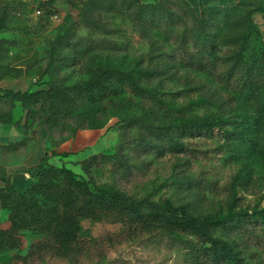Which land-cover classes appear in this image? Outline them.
Masks as SVG:
<instances>
[{
  "label": "trees",
  "instance_id": "obj_1",
  "mask_svg": "<svg viewBox=\"0 0 264 264\" xmlns=\"http://www.w3.org/2000/svg\"><path fill=\"white\" fill-rule=\"evenodd\" d=\"M8 2L9 0H0ZM10 4H16L12 2ZM250 2V1H249ZM247 0L232 7H208L195 11L186 0H155L143 3L142 0H89L82 4L79 22L93 32L107 29L98 19L97 13L125 12L135 25H154L159 29L174 26L177 6L200 12L194 32L195 65L209 71L233 94L227 98L198 83L194 91L200 95V103L210 112L206 117L195 116L187 120L182 117L168 125L157 124L162 116H172L177 110L166 102L156 89V82L169 75V64L153 62L152 66L124 72L108 66H98L90 71L86 81L68 85L63 81H52L41 89L27 91L0 88V122L14 123L22 129L26 137L23 141L0 148L2 151L20 150L32 138L29 131L42 123L54 139L75 137L78 132L99 128V117L111 105L126 107L130 102L125 96L150 104L151 109L141 117L123 123L126 131L138 129L136 148L151 152L159 158L168 154H181L189 151L184 140L189 137L213 133L224 134L228 141L243 148L240 159L249 160L264 147V48L249 50L248 38L236 39L241 46L217 56V27L213 17L218 13L240 10ZM257 7L247 14L249 28L258 30L253 15H264V4L251 0ZM7 28V19L0 16V33ZM48 63L46 73L69 66L70 59L63 55L72 47L68 32L48 40ZM221 61L226 68L213 71ZM20 106L24 117L15 121L14 111ZM245 107V108H244ZM230 115V116H228ZM182 116V115H181ZM120 148L115 155L95 154L80 162L83 176L69 167L56 166L46 156L31 175V182L23 189L13 185L0 188V209L9 212L11 227L0 229V256L10 252L21 253L22 235L29 231L44 236V240L32 245L24 258L43 259L47 255L77 262L86 247L81 245L84 231L83 221L93 223H121L130 228L154 231L160 228L186 232L195 236L199 243L192 246L196 252L197 264H241L236 245L217 237L232 238L245 223L252 220L247 213L231 212L224 218H209L202 212L207 201L206 192L200 182L182 175L178 185L186 189L192 202L176 207L171 203L158 204L148 198L135 199L128 186L140 179L128 157ZM53 156L68 158L70 153L54 151ZM110 164L113 167L114 184L98 185L95 171ZM6 183V180H3ZM253 178L242 174L234 178L231 189L251 185ZM236 197L230 200L235 207ZM264 213V210H263ZM249 220V221H248ZM264 222V221H263ZM18 260L22 256H15Z\"/></svg>",
  "mask_w": 264,
  "mask_h": 264
},
{
  "label": "rangeland",
  "instance_id": "obj_2",
  "mask_svg": "<svg viewBox=\"0 0 264 264\" xmlns=\"http://www.w3.org/2000/svg\"><path fill=\"white\" fill-rule=\"evenodd\" d=\"M86 1L89 0H16V4H10V0L0 1V16L7 19V28L0 33V73L30 82L31 89H41L52 81H63L68 85L86 81L90 71L98 66L124 72L140 70L152 66L151 57L156 56L158 59L153 62H166L170 67V74L156 82V89L177 110L176 114L162 116V120L156 122L165 126L180 117L187 120L195 116L206 117L210 113L200 103V94L194 91L198 83L227 98L233 96L220 80L197 67L193 60L197 55L193 29L200 12L177 6L174 26L159 29L154 25H135L132 17L124 11H102L96 15L107 31L93 32L79 22V11ZM254 7L256 4L250 1L240 10L218 13L213 17L217 27V56L221 58L239 48L241 44L236 39L242 36L248 38L249 50L264 48V23L256 24L257 32L248 25L247 14ZM63 32L69 33L72 42V47L63 52L70 59L69 66L46 73L48 40ZM215 68L212 70L219 72L226 66L218 61ZM124 101L131 105L108 107L98 118V129L80 131L75 137L62 139L49 135L48 150L52 159L49 162L56 166L65 165L83 176L82 158L100 153L115 155L123 145L124 154L140 176L128 186V192L137 200L148 198L158 204L171 203L176 207L192 202L189 192L178 185L177 178L185 175L199 181L207 197L202 207L205 216L224 218L233 211L252 217L231 239L223 237L220 232L217 237L236 245L241 264H264V147L244 161L240 159L243 148L215 130L185 139L189 151L159 158L136 148L135 141L140 136L138 129L126 132L122 128L128 120L148 113L150 104L129 95ZM40 125L44 126L39 123L35 129L38 130ZM33 142L32 138L28 145ZM77 150L78 153H74ZM54 151L79 154V158L72 157L64 163L63 159L58 160L52 155ZM242 174L252 177V184L233 191L234 178ZM95 182L113 185V167L106 164L97 169ZM234 196L235 207L231 210L229 203ZM82 225L81 245L87 251L75 263L52 255L43 259L24 258L32 245L45 238L26 231L22 235L21 253L1 255L0 264H197V254L192 246L199 241L186 232L163 228L147 231L121 223H93L89 220L83 221ZM16 254L22 258L18 260Z\"/></svg>",
  "mask_w": 264,
  "mask_h": 264
},
{
  "label": "crops",
  "instance_id": "obj_3",
  "mask_svg": "<svg viewBox=\"0 0 264 264\" xmlns=\"http://www.w3.org/2000/svg\"><path fill=\"white\" fill-rule=\"evenodd\" d=\"M16 1V0H14ZM27 2L28 0H21ZM155 0H146V4L154 3ZM189 5L195 10L198 11L201 8L208 7H232L243 0H186ZM248 2L251 0H247ZM264 4V0H259ZM145 3L144 1H142ZM255 24L264 23V15L256 12L253 15ZM0 88L1 89H13V90H22L27 91L31 89V83L26 80L17 79L14 76L5 77L0 73ZM24 117V113L20 106L14 111L15 121H19ZM28 136L34 139V144L26 145L22 149L17 150L12 149L10 151H5L0 149V188L13 185L19 189L25 188L31 182L32 172L35 171L37 166L41 161L46 157L51 155L50 150H48V142L50 141V136L44 126H39L37 129H32L29 131ZM26 137L25 132L16 127L14 123L4 124L0 122V148L7 147L12 144L19 143L23 141ZM59 154L65 152H58ZM68 153V152H66ZM74 153H78V150ZM58 157V160L63 159L66 163L69 158H79L78 155H70L68 158ZM89 158V157H88ZM87 158H82L80 162ZM49 160H52L51 158ZM52 162V161H51ZM63 163V164H64ZM6 180V183L3 182ZM3 210H0V229L8 230L11 227V221L9 219V214H5ZM5 255V254H4ZM7 255V254H6ZM2 258V260L5 259ZM1 260V256H0Z\"/></svg>",
  "mask_w": 264,
  "mask_h": 264
}]
</instances>
